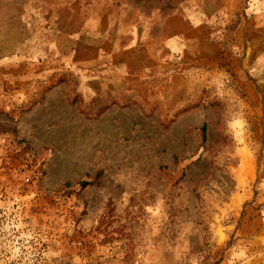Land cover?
<instances>
[{"label": "rangeland", "instance_id": "1", "mask_svg": "<svg viewBox=\"0 0 264 264\" xmlns=\"http://www.w3.org/2000/svg\"><path fill=\"white\" fill-rule=\"evenodd\" d=\"M263 81L264 0H0V264H264Z\"/></svg>", "mask_w": 264, "mask_h": 264}, {"label": "crops", "instance_id": "2", "mask_svg": "<svg viewBox=\"0 0 264 264\" xmlns=\"http://www.w3.org/2000/svg\"><path fill=\"white\" fill-rule=\"evenodd\" d=\"M224 10H226V8ZM95 21H99V18H96V15L85 23L84 27L81 29L79 33L78 38L80 37L88 38L89 39L88 46L91 49H94L95 47L97 52L100 50V52L106 53L105 56L106 58H104V54L103 55L96 54V56L94 55L92 57L89 56L88 59L87 58L83 60L80 59L81 61H78V64L79 66L90 67L100 64L101 60L105 59V61L103 62V68H106V70H103V72H100V74L106 75V80L104 81L100 79L98 80L90 79L91 74L87 73L89 77L87 76V79H85L88 81L85 82L84 84L85 86L84 91H90L91 89H89V87L91 86H97L99 88L106 89L107 91H120L121 88L123 90L124 87H120V88L117 87V85L119 84L118 80L120 79V81L122 82L121 84H124L123 82L124 79H126L129 75H133V71H131L130 69H132L131 60L132 58L134 59L135 55L129 53L130 56L126 60L122 58L120 53H122L123 51L130 52L132 51L131 49L136 46L138 29H135L133 26L129 27V33L131 34L130 35L131 42L128 46H123L121 43V35H122V30L120 29L121 25L109 23L106 24V27L101 25V29H100L99 28L100 23ZM105 30L107 33L105 35V37H107L106 39L108 40L111 39L109 40L112 44L110 50H105L102 47V39L105 38L104 37ZM139 41L140 38L138 40V43H140ZM91 72L94 73L92 70ZM100 74L96 76L100 77L101 76ZM90 84L92 85L89 86Z\"/></svg>", "mask_w": 264, "mask_h": 264}, {"label": "trees", "instance_id": "3", "mask_svg": "<svg viewBox=\"0 0 264 264\" xmlns=\"http://www.w3.org/2000/svg\"><path fill=\"white\" fill-rule=\"evenodd\" d=\"M206 128V125H204V129Z\"/></svg>", "mask_w": 264, "mask_h": 264}]
</instances>
